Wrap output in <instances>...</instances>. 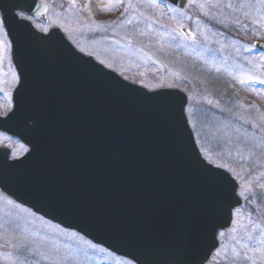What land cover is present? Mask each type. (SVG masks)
I'll list each match as a JSON object with an SVG mask.
<instances>
[{
  "label": "water",
  "instance_id": "water-1",
  "mask_svg": "<svg viewBox=\"0 0 264 264\" xmlns=\"http://www.w3.org/2000/svg\"><path fill=\"white\" fill-rule=\"evenodd\" d=\"M171 1L186 7L185 0ZM19 10L37 16L47 7L0 0L20 74L14 110L0 129L30 148L19 160L2 157L0 189L137 264H204L240 199L225 172L213 168L229 177L226 185L206 179L201 164L210 165L185 126V96L124 81L76 52L58 28L47 35L26 21L21 28ZM39 48L56 55H39ZM55 69L63 79L52 80ZM157 91L169 94L172 105L161 103ZM17 120L25 127L12 128Z\"/></svg>",
  "mask_w": 264,
  "mask_h": 264
},
{
  "label": "rangeland",
  "instance_id": "rangeland-1",
  "mask_svg": "<svg viewBox=\"0 0 264 264\" xmlns=\"http://www.w3.org/2000/svg\"><path fill=\"white\" fill-rule=\"evenodd\" d=\"M44 1L50 5L51 11L47 23L37 25L38 29L46 31L51 25L58 26L75 46L93 52L98 60L114 67V70L118 69L116 71L121 77L129 81L150 90L160 85H176L188 95L186 116L194 129L202 156L214 164L225 166L237 180L238 194L243 200L241 208L234 212L230 229L222 232L223 235L220 233V247L208 264H264L259 252H248L237 243L239 240L256 246L255 240L260 239L264 231V218L260 215L264 210V194L259 193L264 189L260 186L264 185V131L261 130L264 128V110L255 100L250 101L251 97H239L233 90L228 96L221 87L211 93V86L203 81L205 76L200 83L193 75L192 79L199 82L195 83L183 73L168 72L165 68L170 62L161 61L158 54L165 44L175 47L178 42L184 53L198 57L206 72L211 71V74L227 81L232 77L234 82L249 88L253 96L254 88L258 92L256 97L264 98V84L254 78L264 79V55L250 46L251 40L229 39L224 32L221 33L222 30L217 32L214 28L215 25L224 27L223 30L229 28L233 19L237 21L235 25L241 34L254 40L264 39V5L259 0H231L232 7L216 3V0H188L190 8L186 12L173 8L164 11L173 24L168 26L169 23L161 18L163 11L156 4L157 0L154 4L148 0H131V6L125 0L119 5L123 12L108 21L94 18L89 0H76L75 3L71 0ZM241 4L245 6L241 7ZM101 6L103 11L105 7ZM225 18L229 19L226 27ZM129 21L136 24L130 30L124 26L131 27ZM110 22L112 29L108 27ZM180 27L188 28L193 38L181 36L178 32ZM102 29L109 34L95 38L103 32ZM7 40L0 31V41H4L0 43L2 92H10L15 84L10 48L5 47V43L9 45ZM212 80V83L217 82ZM209 100L213 103L209 104ZM0 203V239H5L3 242L0 240V260L3 259L5 264H21L18 256L2 255L5 249L7 252L19 250V253L37 254L43 264H54V261L56 264L131 263L24 207L7 200ZM248 234L252 235L253 241H247ZM17 245H22V248L18 249ZM237 252L239 255L234 254ZM35 257L27 255L26 260Z\"/></svg>",
  "mask_w": 264,
  "mask_h": 264
},
{
  "label": "snow or ice",
  "instance_id": "snow-or-ice-1",
  "mask_svg": "<svg viewBox=\"0 0 264 264\" xmlns=\"http://www.w3.org/2000/svg\"><path fill=\"white\" fill-rule=\"evenodd\" d=\"M71 2L75 3L76 0H71ZM89 2H90V0H89ZM99 2H103V0H99ZM148 2L154 4L155 0H148ZM220 2H221V0H216V3H220ZM123 3H125V0H107V8H105V10H108V8H112V7H118L119 5H121ZM259 3L261 5H264V0H259ZM128 5L131 6V0H128ZM244 6H245L244 4H241V7H244ZM248 6L250 7L251 5L249 4ZM228 7H232L231 0H229ZM28 19H29V17L25 16L21 12L20 13V20L17 21V23L20 25L21 28H23L24 25L21 22L28 20ZM0 31H3L5 38L10 34L9 32H7L5 30V23L2 21H0ZM188 35L192 36V33H188ZM49 39H51V37H49ZM0 43H4V41H0ZM5 47L10 48L11 45H8L5 43ZM37 53L39 55H42V56H54V55H56V53L53 50L46 49V48L37 49ZM100 63L103 64L104 61L101 60ZM141 75H143V74L141 73ZM254 78L258 79L259 83L264 84V79H260L258 77H254ZM168 95L169 94H166V93H162V92H158V91L156 92V98H158L161 103L172 105V101L168 98ZM208 103L212 104L213 101L209 100ZM4 114L7 115V111H5ZM16 115L17 114L15 112H13L12 115L8 117V119L11 120V119L15 118ZM253 126L256 127L255 124ZM261 130L264 131V128H262ZM208 164L211 165V167H207V166L201 164V168L205 172L206 179L208 180V182L211 185H213L214 187L226 185L229 182V177L222 172L213 171V168H223V169H225V171H227L225 166L224 165H215V164H213V162L211 160L208 161ZM260 186L264 187V185H260ZM221 235H223V233H221ZM253 239L254 238L252 237L251 234L247 235V241H253ZM237 243H240V246L244 249H247L248 252H253V253L259 252L261 254V259H264V231L261 232V238L255 240L256 246H250L247 242H241L239 240L237 241ZM17 248L18 249L22 248V245H17ZM234 254L239 255L238 252L234 253ZM245 258L248 259L250 257L245 256ZM21 264H25V262H21ZM54 264H56L55 261H54Z\"/></svg>",
  "mask_w": 264,
  "mask_h": 264
},
{
  "label": "flooded vegetation",
  "instance_id": "flooded-vegetation-1",
  "mask_svg": "<svg viewBox=\"0 0 264 264\" xmlns=\"http://www.w3.org/2000/svg\"><path fill=\"white\" fill-rule=\"evenodd\" d=\"M5 106L7 107V104H6ZM0 137L6 139V141L10 140L7 136L2 135V134H0ZM17 142H18V141H17ZM17 145H18V147L22 150L21 154L24 153V151H26V147H25L23 144H21V143L18 142ZM21 150H19V151H21ZM21 154H20V155H21Z\"/></svg>",
  "mask_w": 264,
  "mask_h": 264
}]
</instances>
